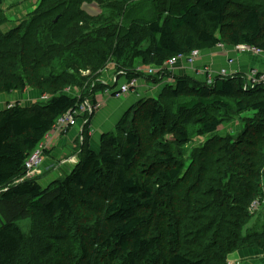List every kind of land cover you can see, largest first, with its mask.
Segmentation results:
<instances>
[{"label": "trees", "instance_id": "obj_1", "mask_svg": "<svg viewBox=\"0 0 264 264\" xmlns=\"http://www.w3.org/2000/svg\"><path fill=\"white\" fill-rule=\"evenodd\" d=\"M4 1L0 0V11ZM172 1H164L163 10L152 11L149 17L119 24L115 19L119 21L116 12L122 1L110 22L87 15L74 0H64L73 3L66 15L61 11L62 0H45L39 10L48 7L34 15L32 28L39 23L50 33L58 28L59 32L52 34L54 43L37 38L31 51L25 41L27 33L21 34L22 45L15 43L24 25L20 22L1 37L0 55L5 53L14 67L26 60V54H58L50 67L54 69L60 60L69 82L80 84L86 78L79 74L81 70L95 75L110 58L130 80L140 77V67L161 68L179 55L212 51L222 41L226 47L248 45L264 51V7L259 10L256 5H245L244 11L236 14L235 23L226 24L233 0ZM113 2L108 0L110 5ZM108 26L115 30L105 34ZM224 29L228 30L223 36ZM65 30L67 35L78 33L77 39L62 37ZM54 77L50 73L40 82L53 83ZM25 78L13 74L1 88L6 94L17 89L15 83L23 88ZM173 78L174 86H166L160 96L170 100L169 109L156 102L131 108L135 120L140 115V124H147L152 139L145 147L147 155L141 150L140 135L131 126L102 136L98 150L92 149L85 131L79 164L47 188L25 179L24 163L53 130L58 117L84 100L60 94V88L46 105L0 113V201L9 206L22 203L32 221L28 235L17 226L18 217L0 225V264H64L63 255L75 264H227L228 256L235 252H264V224L249 229L251 220L259 216L256 211L250 217L249 209L264 202V84L243 91L244 78L239 74L216 79L212 86L195 78ZM155 79L153 83L158 82ZM87 87L83 95L89 99L95 93ZM235 117L242 128L236 138L218 136L219 129ZM170 133L178 150L169 149L163 141ZM192 140L195 147L186 155L187 150L181 148ZM49 153L47 150L44 155ZM172 193L181 196V205L173 202ZM76 205L86 207L90 213L87 220L93 224L80 228L82 236L75 234L73 248L68 243L63 247L67 239V226L63 225L66 219H74ZM167 209L175 219L166 220L160 238H148L147 226Z\"/></svg>", "mask_w": 264, "mask_h": 264}, {"label": "rangeland", "instance_id": "obj_2", "mask_svg": "<svg viewBox=\"0 0 264 264\" xmlns=\"http://www.w3.org/2000/svg\"><path fill=\"white\" fill-rule=\"evenodd\" d=\"M45 0H5L3 5L1 6L0 11V39L1 37H5L9 32H11L14 27L18 26L16 23H24V25H21L23 28L20 29V35L22 33L29 34V37L25 40L26 45L31 48V51H34V47H36L37 38H41V42L43 43H54V37L56 35V32H59L58 28H54L52 32L50 33L48 30L41 29V24L39 23L38 26H34L32 28L33 17L36 13H39L40 11L43 12L47 7L45 6L43 9L39 10V7L41 4L44 3ZM49 1V0H46ZM59 1V0H56ZM67 1V0H66ZM72 1V0H71ZM79 6V10L81 9L84 11L87 15L94 17V18H104V20L109 19L111 16H115L119 14V21L115 19V23H128L129 19L134 17H149L150 13L152 11L157 10L161 11L165 7L166 4H164V1H170V0H115V2L110 5L108 3V0H74ZM122 1V4L120 5L119 11L116 12L118 8V2ZM174 4L176 3V0L172 1ZM233 4L230 6L228 10V15L226 19V24H233L236 21V14H240L241 10L244 11L243 7L246 6H257L259 10H262L264 7V0H233ZM61 3V2H59ZM71 3V2H70ZM70 3L64 2L62 0L63 6L61 8L62 14L66 15V10L69 8ZM71 3V4H73ZM136 4V5H134ZM134 5V6H133ZM77 6V7H78ZM127 10L129 11L127 13ZM114 12V14H113ZM117 14H116V13ZM40 14V13H39ZM113 14V15H112ZM131 14V16H130ZM126 16H129L130 18L126 19ZM22 19V20H21ZM11 22L9 24L7 22ZM21 20V21H16ZM58 19L54 20V23L57 22ZM64 18L62 19V21ZM108 21V22H109ZM33 22V23H32ZM111 22V21H110ZM59 23V22H58ZM101 24H105V22H101ZM62 25V24H61ZM108 25V24H107ZM106 26V25H105ZM104 26V27H105ZM108 31H103L105 34H110L113 30H115V27L108 26ZM103 28V27H102ZM119 26L117 25L116 31L119 30ZM228 29L222 30L220 33L224 36L225 32ZM73 31L70 30L71 33ZM67 30L63 31L62 37L67 35ZM90 33V32H87ZM85 33V34H87ZM53 34V36H52ZM26 35V34H25ZM49 35V37H47ZM71 35V37H70ZM18 36V37H19ZM32 36V38H30ZM37 36V37H36ZM36 37V38H35ZM69 40L74 41L78 37L77 35L72 33L67 35ZM22 36L19 37V40L16 39L15 43L22 45ZM224 43V47H217L213 49L212 51L208 52H201L198 54V58L196 59V62L190 65L191 63H188L186 60H179L173 65L166 64L163 65L161 68H138L137 71L140 75V77L137 80H127L126 72L123 70L118 71L117 70V64L116 61L113 59H108L105 63V66L102 70H100L95 75H90V72L87 70H81L79 74H81L83 77H86L83 79V81L80 84H75L73 82H69V77H67L64 73L65 68H63L62 63L59 60V64L52 69L50 65L58 60L57 57H59L58 54H52L47 57L43 56L42 53L34 52L31 55H27V58L24 62L18 61L17 65L13 67V64L7 62L6 54L1 53L0 55V113L3 111H11L14 109H31L33 107H41V105H46L50 98L52 97V94L57 91L58 89L62 88L60 94L66 95L67 97H80L82 98V101L85 104V107L89 111V114L80 117L78 119H74L76 121L75 124L71 126V128H67L66 132H59L57 130H52L48 135L45 136L44 140L40 144H46V149L42 152L43 159L42 164L38 168V170H34L32 173L28 174L25 179H34L38 184L42 186V188H47L50 186L51 183H53L55 180L60 179L64 177V175H67L68 173H71L74 171L76 166L79 164V153L82 147V144L84 142V133L87 131L89 137H90V144L95 148L96 150L99 149V141L102 136H106L109 133H117V130L119 128H127L128 126L133 127V130L135 129L136 132L140 135L142 140V147L141 150H144L145 147L149 146L151 144V138L149 137V130L147 129L146 122L143 124L140 119L141 116L138 115V119L135 120L136 114L131 111V108L133 106L135 107H141L147 104H159L163 107L164 110H167L170 108L171 102L167 98H161L165 87L166 86H174V78L175 77H185L189 79H199L200 81L207 83L209 77L207 75L208 72L212 71L211 78L215 77V73L218 72L223 67L228 68L230 70L229 77H231L234 73L239 74V76H247L249 70L251 67L255 66V64H252V57L253 55H250V53L242 54L240 51L236 49V46H230V48H226V43ZM3 43V41H2ZM4 44L6 42L4 41ZM42 44V43H41ZM40 46V45H39ZM219 48V49H218ZM219 53L217 56V59H213L211 54L216 52ZM224 51H228V55L224 57ZM57 52V50H56ZM60 53V52H59ZM211 53V54H210ZM213 55V54H212ZM54 57V58H53ZM53 58V60H51ZM248 63L246 67L245 72H241V67L244 63ZM189 65H188V64ZM260 65H258L257 68L262 70L263 68H260ZM9 68V69H8ZM205 68L207 69L206 77H204ZM168 69V70H167ZM28 73L30 79L26 80V74ZM50 73L54 74V82H49L46 84H41V79H46ZM15 75V77H23L25 78L26 85L25 87H21L20 84H16L17 89L6 94L1 86L4 82H7L11 79V76ZM241 74V75H240ZM173 75V76H172ZM156 77L158 81L157 83H153V78ZM126 78V79H125ZM140 80V81H139ZM215 80V79H214ZM214 82V81H213ZM132 83H135L134 86H130ZM120 84V85H119ZM91 86L93 92L96 95L104 97L107 94L108 90H117L119 86L127 87L122 92L116 93L113 97L107 96L108 99L107 104L102 106V109L98 110V106L95 103L88 104L85 95H83V90L85 91V88L87 86ZM130 86V87H129ZM99 87L100 90L99 91ZM132 88V89H130ZM137 88V89H136ZM88 90V87H87ZM136 90V92H132ZM89 91V90H88ZM123 95V93H128L124 98L121 97V99H117V96L119 94ZM85 94V92H84ZM133 96V97H132ZM129 98V99H128ZM132 101L130 102V100ZM158 98H161L162 100H157ZM129 101L130 103L124 104L123 107L120 105L124 101ZM183 100V98H181ZM144 102V103H143ZM92 108H90L89 106ZM168 107V108H167ZM134 108V107H133ZM112 111V114H111ZM131 111V113L128 115L127 120L123 122L124 119H126V114ZM170 112V111H169ZM93 113V114H91ZM166 113V111H165ZM100 114V115H99ZM65 115V114H64ZM99 115V116H98ZM108 115V117L104 116ZM60 117H58L57 120H59ZM66 118V117H64ZM237 117L234 118V121L232 123H229L228 126L220 128L218 132V136L225 137L226 134H231L234 136V139L238 135V133L242 130L239 125H237L236 120ZM64 128V127H63ZM88 128V129H87ZM74 131V137L71 139L69 138L68 134L71 131ZM173 133H170L166 135L163 138V141L169 145V149H172L173 151L178 150L177 147H175ZM68 136V137H67ZM67 137V138H65ZM62 145V146H61ZM195 143L194 140H192L186 148H181L182 151H186V155L189 154V149L192 148V146ZM63 147L67 149V152L63 153ZM50 152L49 155H44V152L47 151ZM155 149H153L154 151ZM151 151V150H150ZM35 150L31 152L30 156L34 154ZM57 152V155H56ZM144 155H147L146 149L143 151ZM29 156V157H30ZM48 160V161H47ZM143 162V161H142ZM32 164V162L30 163ZM23 179V180H25ZM174 193H172L173 195ZM181 196L178 195V193H175L173 195V202L179 203L177 206L181 205L180 203ZM16 201V200H15ZM176 204H173V208L175 209ZM74 207V219L70 220L68 222V219L66 225L67 230L64 235H67V239L63 241V247L66 244H70L69 248H73L72 244L74 241L75 234H81V227L87 228L92 226V222L90 220H87L90 216L83 207H79V205L73 206ZM254 204L249 209V216L252 213H256L259 215L256 218H253L250 222L249 229H258L257 224L259 226L264 224V202L262 203L257 202L255 207ZM261 207V209H259ZM88 209V208H87ZM173 209V210H174ZM170 209H167L166 211L160 212V215H158V218L151 223V225L148 228V233H146L148 238L156 237L160 238V235H163L164 230V224L166 225V220L172 221L174 218V214L170 212ZM261 213V217H260ZM165 215V216H163ZM256 215V214H255ZM252 216V215H251ZM250 216V217H251ZM13 217H18V221L16 222L19 229L24 233L25 235L30 234L31 230V217L30 212L28 211V208L23 206L22 203H14L9 205H5L1 203L0 201V225L4 223H8L9 221L13 220ZM166 217V219H165ZM177 217V216H175ZM79 219L76 222V219ZM83 220V221H82ZM193 222L197 223V219H193ZM64 223V221L62 222ZM78 224L80 226H78ZM257 231V230H255ZM62 235V234H60ZM82 236V234H81ZM70 240V241H69ZM77 241V239H76ZM78 242H75V246ZM185 246V244H183ZM74 246V247H75ZM163 248H167L166 243H162ZM256 250L251 249L248 250V252H254ZM242 252V251H241ZM264 252L261 249H258L255 254L252 255V257H257L256 255L259 254L263 261H264ZM238 252H235L233 254H230L227 258V264H264V262H261L258 259L251 260V259H234L233 257H236ZM62 256V255H61ZM233 256V257H232ZM64 264H75L74 261L70 258H67L66 255L62 256Z\"/></svg>", "mask_w": 264, "mask_h": 264}, {"label": "built area", "instance_id": "obj_3", "mask_svg": "<svg viewBox=\"0 0 264 264\" xmlns=\"http://www.w3.org/2000/svg\"><path fill=\"white\" fill-rule=\"evenodd\" d=\"M223 45H224L223 43H220L219 45L216 46V48L217 47H220V46L221 47H224ZM226 48H230V47H226ZM236 49L238 51H240L242 54L250 53V55H253V56H255L258 59L261 58L264 61V51L261 50V49H259V48H255V47L248 46V45H238V46H236ZM199 53H201V52L200 51H192L188 55H179V56H177V57L172 58L171 60H169L167 62V64L173 65L176 62H178L179 60H186L188 63H191L190 65H192L193 63L196 62V59L198 58V54ZM224 53H225V56L228 55V51H224ZM257 67H258V65H255V66L251 67V69L249 70L247 76H245V78H244V85H243V91H250V90L254 89V87H256L257 85L264 84V67H263L262 70H260ZM206 72H207V69L205 68V73H204L205 75H204V77H206L207 75L209 77V79H208V81L206 83L207 86H212L213 85V81H215L216 79H220V78H226L227 79V78H230L229 77L230 70H228V68H226V67H223L218 72H216L215 73V77H212V78H211L212 71L211 72H208L207 75H206ZM235 74L236 73H234L233 75H235ZM134 84L135 83H132L130 86L132 87V86H134ZM126 88L127 87H125V86H123V87L119 86L117 88V90L115 89L113 91L116 92V91L120 90L122 92ZM110 91L111 90H108L107 94L105 95L106 97L107 96H110ZM85 111H87L89 113V111L87 110V108L85 106H81L79 112L80 113H83ZM80 113H78V112H72L73 119L80 118ZM64 117H67V113L65 115H62L61 118H59V120L56 121V123H55V125L53 127V130L54 131L58 129L59 132L65 133L67 131L66 130L67 128H71V126L73 125V123L72 122H67L66 118H64ZM45 149H46V144H40L39 147L37 149H35L34 154L32 156H30V157L27 158V160L24 163L25 168L27 170V172H26L27 175L30 174V173H32L36 169L38 170V168L41 166L42 159H43L42 152ZM31 162H32V164H30Z\"/></svg>", "mask_w": 264, "mask_h": 264}, {"label": "crops", "instance_id": "obj_4", "mask_svg": "<svg viewBox=\"0 0 264 264\" xmlns=\"http://www.w3.org/2000/svg\"><path fill=\"white\" fill-rule=\"evenodd\" d=\"M15 1V0H14ZM12 2H13V0H12ZM134 5H136V4H134ZM133 5V6H134ZM130 16H131V14H130ZM22 20V19H21ZM21 20H16V21H21ZM7 22L9 23V24H11V22H9L8 20H7ZM17 25H19V23L17 22L16 23ZM211 54V53H210ZM213 54V55H212ZM211 54V56H212V58L213 59H217V57H215V56H217L219 53H217V51L216 52H214V53H212ZM224 57H226L225 56V53H224ZM251 63L252 64H255V65H259V64H261L260 65V68H263L264 67V61L260 58V59H258V58H256L255 56H253L252 57V61H251ZM247 65H248V63H244L243 65H242V67H241V72H245L246 70V67H247ZM120 85V84H119ZM133 97V96H132ZM129 99V98H128ZM127 99V100H128ZM131 99V98H130ZM120 100V99H119ZM126 100V99H125ZM124 101V102H122V104L120 105L121 107H123L124 106V104H126V103H130L131 101H132V99L130 100V102L129 101ZM108 102V101H107ZM107 102L105 103V104H107ZM130 105H132L131 103H130ZM111 114H112V111H111ZM100 115V114H99ZM98 115V116H99ZM105 117L107 118L108 117V115H105L104 116V120H105ZM74 134H75V132L72 130L69 134H68V136H70L69 138H73L74 137ZM67 136V137H68ZM67 137H65V138H67ZM91 145V144H90ZM62 146V145H61ZM92 149H94V150H96L95 148H93V146H92ZM65 152H67V149L66 148H64L63 147V153H65ZM56 155H57V152H56ZM48 161V160H47ZM257 251V250H256ZM256 251H254V252H248V251H242V252H238V254H237V256L236 257H233L234 259H237V258H239V259H251V260H255V259H258V260H260L261 262H264L263 261V259L260 257V256H258L259 254H257L256 256L257 257H252V255L253 254H255V252Z\"/></svg>", "mask_w": 264, "mask_h": 264}, {"label": "bare ground", "instance_id": "obj_5", "mask_svg": "<svg viewBox=\"0 0 264 264\" xmlns=\"http://www.w3.org/2000/svg\"><path fill=\"white\" fill-rule=\"evenodd\" d=\"M134 80H137V79H134ZM130 89H132V88H130ZM118 92H120V90H118L116 92L115 91H110V95L113 97ZM132 92L134 93V92H136V90H134ZM126 95H128V93H123V95L121 93V94H119V96H117V99H121V97L124 98ZM76 98L78 100H80V97H76ZM108 99H112V98H108L106 96H105V98L104 97H101V96H98L97 97L95 95V96H93V97H91L89 99L87 98L86 100H87V102H88L89 105L92 104V103H95L98 106V110H100V109H102V106L104 107V105L108 101ZM83 102H85V101H83ZM83 102L82 103H79V105H78V107L76 109L67 112V117H66L67 122H72L73 124L76 123V121L73 119L72 112H78V113H80L79 112L80 111V107L81 106H85V104ZM87 114H89L87 111H85L83 113H80V117H83V116H85ZM91 114H93V113H91Z\"/></svg>", "mask_w": 264, "mask_h": 264}]
</instances>
